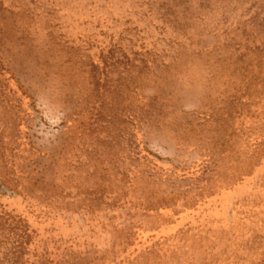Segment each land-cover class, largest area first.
Here are the masks:
<instances>
[{"label":"rangeland","instance_id":"374dc122","mask_svg":"<svg viewBox=\"0 0 264 264\" xmlns=\"http://www.w3.org/2000/svg\"><path fill=\"white\" fill-rule=\"evenodd\" d=\"M0 264H264V0H0Z\"/></svg>","mask_w":264,"mask_h":264}]
</instances>
